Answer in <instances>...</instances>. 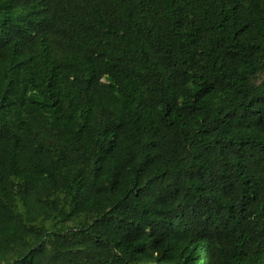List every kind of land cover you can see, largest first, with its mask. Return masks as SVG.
I'll return each instance as SVG.
<instances>
[{
	"label": "trees",
	"instance_id": "obj_1",
	"mask_svg": "<svg viewBox=\"0 0 264 264\" xmlns=\"http://www.w3.org/2000/svg\"><path fill=\"white\" fill-rule=\"evenodd\" d=\"M0 264H264V0H0Z\"/></svg>",
	"mask_w": 264,
	"mask_h": 264
}]
</instances>
